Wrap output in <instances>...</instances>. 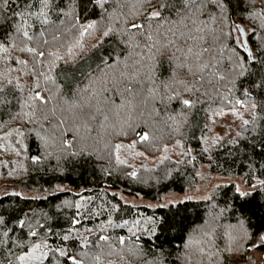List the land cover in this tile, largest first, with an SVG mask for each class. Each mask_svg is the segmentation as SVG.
Returning a JSON list of instances; mask_svg holds the SVG:
<instances>
[{"label": "trees", "instance_id": "trees-1", "mask_svg": "<svg viewBox=\"0 0 264 264\" xmlns=\"http://www.w3.org/2000/svg\"><path fill=\"white\" fill-rule=\"evenodd\" d=\"M158 2L159 0H153V3ZM124 3L126 6L121 10L120 19L114 22L117 28L122 26L125 16L131 18L133 13L142 11L132 7L137 0H124ZM257 3L259 6L260 0ZM19 10V0H10L7 9H0V22L4 25L14 23L18 18L13 16V12ZM163 14L171 19L175 18L166 10ZM52 19L56 20V17L52 16ZM31 22L29 19V23ZM56 22L59 23L58 20ZM136 22L143 23L142 16H137ZM166 35L167 39L177 40L178 46L187 47L182 39ZM66 39L69 43L74 42L73 33L69 32ZM137 40L140 47L135 52L123 45L115 47L113 55L118 58L119 65L109 68L100 62V57L107 58L112 47L106 41L101 48L93 50L92 45L96 40L86 37V47L78 53V60L95 81L91 89L94 98L90 100L88 107L72 111L68 110L69 106L64 100L58 98L44 110L47 119L37 113L38 122L43 125L41 134L49 141L46 150L35 136L25 140L27 151H21L19 156L11 149L0 150V212H5L6 215L8 212L27 213L33 224L36 221L45 223L42 218L44 214L52 216L58 213L60 225L68 227L67 218L76 213L75 204L79 202L82 213L100 212V215L91 219L84 218L81 225L77 226L82 233L85 227L92 228L93 233L85 235L89 236L90 244L92 241L96 242L86 249H72L78 259L80 251L88 253L84 258L85 264H97L93 259L96 255L101 257L100 264H151L153 254L161 245L167 257L166 264H189L183 259L184 244L188 237L203 226L210 219V215L226 209L214 221L220 226L217 228L218 237H223L217 238L215 243L221 250L224 249L229 243L228 234L237 235L238 232L234 229H238V221H245L251 238L238 241L243 248L229 256L226 264L243 263L247 261L256 237L264 232V208L259 207L264 204V193L254 192L247 198L246 203L236 193L237 183L232 180L214 186L207 199L189 194L205 180L201 174L204 167H207L208 176L240 178L249 185L250 166L252 175L259 176V166L264 164V144L261 143L264 131L261 128L256 131L249 128L245 131L240 126V120L231 115L232 125L228 126V133L221 135L218 131L214 132L219 127L220 116L209 118L204 110L221 106L220 100L212 102L203 95L205 90L211 89V85L200 82L202 74L197 72L193 76L186 68L177 67L180 61L170 62L175 48L161 49L163 54H157L156 67L149 80L146 68L136 63L140 59L136 53H147L146 42L140 35H137ZM166 42L167 40L160 38L161 44ZM176 55L181 56L180 53ZM183 59L181 56V61ZM142 63H149L146 56ZM3 67L0 64V70ZM180 81L195 83V87L199 89L197 96L205 101L197 106L198 126L191 118L185 122L184 117L179 115L181 105L178 100L161 101V97L169 94L171 90L187 98L188 94L184 92V85ZM220 90L224 91L223 88ZM14 110L19 111V106ZM224 111L227 112V108ZM2 119L7 121L8 126L0 127V136L19 127L20 122L10 120L7 115ZM61 120L64 121L63 124L59 123ZM143 133L149 134L148 142L140 141L139 136ZM216 137L220 139L214 143ZM9 139L15 145L18 138ZM62 140L72 143L73 147L68 151H83L86 155L73 159L68 151H61ZM177 141L180 143L177 144ZM3 143L0 140V144ZM116 145H121L118 152ZM205 147L209 148L208 152L203 151ZM189 151L190 155L184 154ZM32 155H41L43 162L39 165L32 164ZM117 155L123 163L117 161ZM133 171L136 172L135 177L130 175ZM14 193L21 195L17 197ZM77 194L84 199L80 200ZM176 194L187 195L191 199L185 197L174 206H158L168 204L167 199ZM125 197L144 199L153 205H137L125 200ZM65 202L71 204V207L64 206ZM113 205H118L119 211H113ZM109 216L115 225L122 224L124 220L130 223L140 220L143 224L148 216L162 221L166 219L168 223L163 228L157 227L156 237L150 239L148 235H142L139 241H135L127 239L130 235L127 227L109 226ZM98 224H104L107 231L97 232ZM101 234L110 237L111 249L105 242L96 240ZM119 236L126 238L125 245L119 244ZM136 245L144 249L142 254L134 255L130 251ZM256 249L264 251V247ZM225 255L228 254L222 253V257ZM0 260L7 264V257L2 252ZM199 260V255L193 256L191 264H198ZM204 264L211 262L205 257Z\"/></svg>", "mask_w": 264, "mask_h": 264}, {"label": "snow or ice", "instance_id": "snow-or-ice-1", "mask_svg": "<svg viewBox=\"0 0 264 264\" xmlns=\"http://www.w3.org/2000/svg\"><path fill=\"white\" fill-rule=\"evenodd\" d=\"M9 4L10 0H0V9H7ZM125 6L124 0H19L20 10L13 12V16L18 19L7 25L0 22V64L4 66L0 70V127L8 126L7 121L2 119L5 115L20 123L19 127L0 136V140L4 141L0 144V150L11 149L19 156L21 151H27L25 140L32 136L39 139L46 150L49 141L41 134L43 125L39 124L37 113L47 119L44 110L58 98L68 104L69 111L82 110L90 105V100L94 98L91 89L95 81L78 60V53L86 47V37L96 40L92 45L93 50L108 42L112 51H108L107 58L101 56L100 62L114 68L119 65L118 58L113 55L115 47L123 45L135 52L140 47L137 35L143 36L147 53H136L140 56L136 63L146 68L149 80L156 67L157 54H163L161 49L175 48L170 62L180 61L177 67L186 68L193 76L197 72L201 73L200 82L211 85V89L205 90L203 95L212 102L220 100L221 106L204 110L209 118L230 114L240 120V126L245 131L249 128L253 131L261 128L264 131V127H261L264 124V0H260L259 6L257 0H159L158 3H153V0H137L132 7L142 11L133 13L131 18L125 16L122 26L117 28L114 22L120 19L121 10ZM165 10L175 18L165 16ZM137 16H142L143 23L136 22ZM69 32L74 36L72 43L66 39ZM166 34L182 39L187 47L178 46L177 40L167 39ZM160 38L167 42L161 44ZM157 44H160L159 48ZM176 53H180L184 59L181 61V56ZM145 56L149 62L147 64L142 63ZM110 60L112 63H109ZM180 83L184 85L187 98L171 90L161 97V101L178 100L181 105L179 115L184 117L185 122L191 118L198 126L197 106L205 101L197 96L199 89L195 87V83ZM165 88L168 89L167 84ZM221 88L224 89L223 92ZM16 106H19V111L14 110ZM224 108L228 111L225 112ZM52 111L54 113L55 108ZM59 123L63 124L64 121ZM12 137L18 138L15 145L9 139ZM139 139L148 142L150 137L148 133H143ZM219 139L216 137L214 143ZM261 143L264 144V139ZM61 144L62 152L73 147L67 140H62ZM115 147L118 152L121 145ZM203 151L208 152L209 148L205 147ZM184 154L190 155V151ZM68 155L76 159L86 154L83 151H68ZM116 159L119 163L124 162L118 155ZM30 160L34 165L43 162L41 155H32ZM252 171L250 166L248 189L242 190L239 185L235 186L236 193L246 203L254 192L264 193V178H261L264 177V164L259 166V176L252 175ZM130 175L135 177L136 172L133 171ZM252 180L255 182H251ZM14 195L19 197L21 194ZM77 195L80 200L84 199L80 194ZM176 203L178 202L169 201L168 204L158 206L168 207ZM64 206L71 207V204L65 202ZM75 207L76 213L67 218L68 227L60 225L58 213L52 216L44 214L42 218L45 223L36 221L33 224L27 213L8 212L6 215L5 212H0V252L6 255L7 264H85L84 258L88 253L80 251L78 259L72 249H86L96 242L92 241L90 244L89 236L85 235L93 233L92 228L85 227L82 233L77 226L81 225L84 218L91 219L100 215V212L82 213L79 202ZM259 207L264 208V204ZM112 208L113 211H119L118 205H113ZM225 210L210 215V219L188 237L184 244L183 259L189 264L196 255L200 257L198 264H204L205 257L211 264H226L229 256L243 248L238 241L251 238L245 221L240 220L238 229H234L238 234L229 233V243L224 249L219 248L215 240L223 237H218L217 228L220 226L214 221ZM167 223L166 219L162 221L154 216L146 217L143 224L140 220H133L131 223L124 220L122 224L115 225L110 216L107 221L109 226L127 227L130 234L127 239L135 241H139L142 235H148L150 239L156 237L157 227L163 228ZM96 231L103 233L107 228L104 224H98ZM96 240L105 242L111 249L108 235H98ZM117 240L120 245L126 244L124 236L117 237ZM233 244L236 246L233 247ZM251 247H264V234H259ZM130 251L135 255L142 254L144 249L136 245ZM222 253L228 255L222 257ZM153 255L151 264H166L167 257L162 245ZM93 259L100 264L99 255ZM0 264L5 262L0 260Z\"/></svg>", "mask_w": 264, "mask_h": 264}, {"label": "rangeland", "instance_id": "rangeland-1", "mask_svg": "<svg viewBox=\"0 0 264 264\" xmlns=\"http://www.w3.org/2000/svg\"><path fill=\"white\" fill-rule=\"evenodd\" d=\"M231 115H228L226 117L220 116L218 118V124L219 127L215 128L214 132L218 131L221 135H223L225 132L228 133L229 127L232 125L230 120ZM225 126V127H224ZM229 126V127H228ZM202 178L205 180L202 182L201 185H199L194 191H192L189 195L196 197V198H205L210 193L211 189L216 186L220 182H228V181H235L237 185L241 187L242 190L248 189L249 185L246 183V180L240 179V178H230V179H224V178H216L215 176H208L207 173V167H204L201 171ZM187 196V195H186ZM182 194H176L172 195L167 199V202L169 201H179L186 197ZM125 200L132 202L137 205H153V203L144 200V199H136V198H130L125 197ZM264 262V251L253 248L250 252L247 261L243 263H236V264H263Z\"/></svg>", "mask_w": 264, "mask_h": 264}, {"label": "water", "instance_id": "water-1", "mask_svg": "<svg viewBox=\"0 0 264 264\" xmlns=\"http://www.w3.org/2000/svg\"><path fill=\"white\" fill-rule=\"evenodd\" d=\"M262 234H264V232Z\"/></svg>", "mask_w": 264, "mask_h": 264}]
</instances>
